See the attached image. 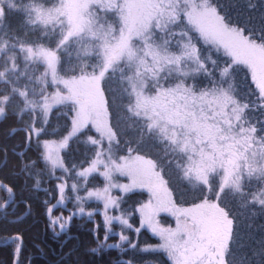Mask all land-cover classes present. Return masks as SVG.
<instances>
[{
    "label": "snow or ice",
    "instance_id": "obj_1",
    "mask_svg": "<svg viewBox=\"0 0 264 264\" xmlns=\"http://www.w3.org/2000/svg\"><path fill=\"white\" fill-rule=\"evenodd\" d=\"M221 9L215 0H0V117L23 126L28 151L35 141L36 157L25 160L21 174L38 170L37 177L48 172L60 180L75 170L62 150L74 139L90 145L92 158L75 176L87 184L95 174L105 183L75 200L81 214L84 201L103 203L105 240L114 222L122 225L121 244L108 248L136 247L123 232L133 227L127 215L108 214L110 207L120 209L111 190L140 188L150 194L137 209L141 227L162 241L144 251H163L171 264H255L249 254L234 253V242L243 245L222 197L264 207V189L246 195L245 188V181L264 183V126L248 115L264 109V21L260 29L241 26ZM10 15L20 18L15 27ZM201 42L226 57L218 75ZM65 56L69 71L61 74ZM237 68L250 73L255 101L239 98L229 79ZM54 109L68 118L63 133L51 125ZM122 143L128 155L117 157ZM147 143L161 146L159 160L140 153ZM165 164L194 189L190 206L174 201ZM114 174L130 183H116ZM40 183L37 178L34 186ZM56 187L63 204L68 185ZM79 190L73 182L71 192ZM0 193L14 197V186L0 182ZM162 212L175 218L174 228L159 225ZM52 223L65 228L62 220ZM21 251V245L13 251L16 264Z\"/></svg>",
    "mask_w": 264,
    "mask_h": 264
},
{
    "label": "trees",
    "instance_id": "obj_2",
    "mask_svg": "<svg viewBox=\"0 0 264 264\" xmlns=\"http://www.w3.org/2000/svg\"><path fill=\"white\" fill-rule=\"evenodd\" d=\"M215 2L222 6L221 10L227 13L234 23L254 29L261 28L262 21H264V0H215ZM249 3L254 5V8L249 9L247 7ZM9 19L14 27L20 22L19 16L16 15H10ZM177 39L179 38L177 37ZM199 47L202 48L204 56L211 57L216 61L213 67L218 75L225 66L226 57L214 48L208 49L206 45L203 46V42ZM68 61L69 58L65 56L64 63L60 67L61 74L69 71ZM71 62L72 64L77 62L74 52ZM229 79L240 92V99L248 102L257 99L258 93L247 69L237 68L234 73L230 72ZM2 86L0 85V87ZM249 113L254 116L253 122L259 121L258 126H264V109L254 108ZM0 120L3 121L0 123V182L12 185L15 189L12 202L0 212V243H4L13 236L21 237L22 251L18 255L19 264H171L163 252L144 251L145 247L158 244V239L155 236L143 229L139 232L135 231L139 228V213L136 208L146 200L143 193L119 194L120 208L124 211L132 210V213L127 216L133 223V228L124 234L128 236V240L132 244L136 245L135 248L128 243L124 245L126 250L122 247L108 248L106 246L108 244L117 245L119 240L113 236H109L105 240V227L102 220L104 209L103 203L99 201L85 203L84 209L93 212L90 219L73 215L62 232L58 235L52 234L46 209L57 198L55 176L48 177L45 172H41L37 177L38 170L21 174L20 170L24 168L25 160L36 157L35 141L32 142L33 150L28 151L25 144V131L18 120L12 116L7 119L0 117ZM51 125L61 133L69 127L68 118L63 114V109L53 110ZM13 128L16 129L14 134ZM92 135L95 136L93 133ZM136 147L133 144V148ZM142 147L143 149L139 150L140 153L149 158L159 160L163 155L162 148L158 144L147 143ZM90 148L91 146L83 140L74 139L70 146L61 152L66 166L69 168L75 166L74 171L63 173L62 178L78 182L83 193H86L85 188L88 190L98 188L100 182L95 174L89 178L87 184H84L83 178L75 176V171L86 167L87 161L92 158L93 154ZM19 152H25L26 155L17 159ZM164 167L167 169L165 175L169 181H172L170 189L176 194L177 199L181 197V200L193 202L195 199L194 189L191 186H185L183 182L176 179L173 174L174 166L168 168V165L165 164ZM56 175H61V171H56ZM37 178L41 183L39 186H34V181ZM245 188L246 195L258 193L264 189V183L256 180L251 183L245 181ZM189 196H191L190 199ZM9 198L10 194L0 193V205ZM222 203L231 209L235 219L237 239L243 245L241 248L234 242L232 246L234 253L237 256L247 253L254 259L255 264H262L264 207L259 204L247 203L241 197L234 198L231 194L222 197ZM52 214L58 215L57 209H54ZM18 244L19 240L15 239L9 244L0 245V264H13V251Z\"/></svg>",
    "mask_w": 264,
    "mask_h": 264
},
{
    "label": "rangeland",
    "instance_id": "obj_3",
    "mask_svg": "<svg viewBox=\"0 0 264 264\" xmlns=\"http://www.w3.org/2000/svg\"><path fill=\"white\" fill-rule=\"evenodd\" d=\"M203 46H204V44H203ZM200 48V51H202L201 49V47H199ZM202 53V55H203V51L201 52ZM74 54H75V52H74ZM105 87H108V85L107 84H105ZM237 94H238V96H239V98H240V92L239 91H237ZM248 95V94H247ZM109 98L111 99V90L109 91ZM250 98H252V97H250ZM242 101H244L243 99H241ZM68 107H70V105L68 106ZM249 115V117L251 118V120L253 121L254 120V116H252L251 115V113H249L248 114ZM93 134L94 135H96L95 134V132L93 131ZM125 141H126V139H125ZM106 143V142H105ZM132 147H133V145H132ZM143 149V147L141 146L140 147V149L139 150H142ZM135 154V153H134ZM116 155H117V157H119L120 155H124V156H127L128 155V149H127V147L125 146V144L124 143H122L121 145H120V149H119V151L118 152H116ZM147 158H149L148 156H146ZM88 166V165H87ZM86 166V167H87ZM164 166V165H163ZM56 171H60L59 169H57ZM45 174L48 176V177H52L51 175H49V173L48 172H45ZM97 177L99 178V184H98V187L99 188H102L103 186H104V180H103V178L102 177H100L99 175H97ZM114 181L116 182V183H118V184H129L130 183V180H129V178L127 177V176H121V175H119V174H114ZM74 181H67L65 178H62V179H60V180H56L55 181V187L57 186V184L58 183H66L67 185H68V189L66 190V193H65V200H64V203L63 204H60L59 203V194H58V192H57V198H56V200H55V202L52 204V205H48L47 206V209H46V215H47V218H48V222H49V228H50V230H51V233L52 234H54V235H58L60 232H62V230H61V228H60V224L59 223H57V224H53L52 223V221L53 220H62L63 222H64V224H65V228H66V226H67V224H68V221H69V217H71V216H73V215H75V216H82V217H85V218H87V219H90L91 217H89L88 216V212H92V211H88V210H85V212L83 213V214H81L80 212H79V207L77 206V202H76V200H75V196L78 194V195H80V196H86V193H83L81 190V188H80V190H79V192L78 193H72L71 192V184L73 183ZM170 185H172V181H170ZM171 187V186H170ZM176 187H178V186H176ZM56 190H57V187H56ZM171 191H172V189H170ZM136 192H138V193H140V194H145V196H146V200H145V202L144 203H147L148 202V200L150 199V194L148 193V191L146 190V189H140V188H133L132 190H130V191H128V192H123V191H121L120 189H118V188H116V189H112L111 190V194L114 196V197H117V198H119V194L120 195H124V194H127V193H136ZM173 192V191H172ZM185 198V197H184ZM189 199L191 198V196H189L188 197ZM173 199H174V201L179 205V206H190L191 205V203L192 202H187V201H184V200H181V197H178V199H177V196H176V194L175 193H173ZM89 201H96L94 198L93 199H91V200H86V201H84L83 202V207H84V205H85V203L86 202H89ZM144 203H142V204H144ZM188 203V204H187ZM141 204V205H142ZM140 205V206H141ZM140 206L139 207H137L136 208V210L137 209H139L140 208ZM54 209H57V211H58V215H53L52 214V211L54 210ZM64 212H66V213H68V214H64L63 215V213ZM103 212H104V210L102 211V220H103V224H104V227H105V231H106V226H105V222H104V214H103ZM138 213H139V228H140V230L141 229H143V230H146L149 234H151L152 236H155L157 239H158V244L157 245H155V246H149V247H145L144 249H146V248H152V249H157L158 247H159V245L162 243V241L160 240V238L158 237V236H156V235H154L152 232H151V230H149V229H147V228H142L141 227V215H140V212L139 211H137ZM132 213V210H127V211H124L123 209H119V210H117V209H115V208H109V210H108V214L109 215H121V214H126V215H130ZM66 215V216H65ZM127 218L129 219V216H127ZM157 220H158V222H159V225L160 226H162V227H165V228H167V227H175V224H176V221H175V218L173 217V216H171L170 214H168V213H164V212H162V213H160L158 216H157V218H156ZM130 222V221H129ZM130 224H132V226H133V223L132 222H130ZM64 228V229H65ZM133 228V227H132ZM121 230H122V225H120L118 222H114L113 223V225H112V233L111 234H109V236H113V237H117L118 238V243L117 244H121V241H120V233H121ZM130 230H132V229H128V228H123V232L125 233H128V231H130ZM108 236V237H109ZM127 236V235H126ZM128 237V236H127ZM127 242H125V243H123L122 244V248H124V250H126L125 249V244H126ZM112 245H116V244H112ZM158 252H163V251H158ZM166 256H167V254L165 253V252H163ZM167 258H168V256H167ZM169 260V259H168ZM169 262L171 263V261L169 260Z\"/></svg>",
    "mask_w": 264,
    "mask_h": 264
},
{
    "label": "water",
    "instance_id": "obj_4",
    "mask_svg": "<svg viewBox=\"0 0 264 264\" xmlns=\"http://www.w3.org/2000/svg\"><path fill=\"white\" fill-rule=\"evenodd\" d=\"M12 200H13V195H11L10 194V198L7 200V201H5L7 204H8V206H9V204L12 202ZM5 202H3L1 205H0V212H2L3 210H5L7 207H4V205H5ZM15 237L16 236H13V237H10L7 241H5L4 243H0V245H6V244H9V243H11L13 240H15ZM18 245H21L22 246V241H21V239L19 240V244ZM13 264H16V258H14L13 259Z\"/></svg>",
    "mask_w": 264,
    "mask_h": 264
}]
</instances>
